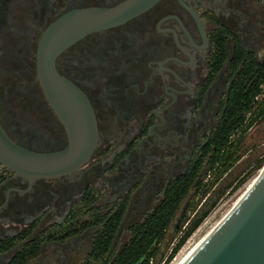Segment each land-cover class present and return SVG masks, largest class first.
<instances>
[{"label":"flooded vegetation","instance_id":"af4514ba","mask_svg":"<svg viewBox=\"0 0 264 264\" xmlns=\"http://www.w3.org/2000/svg\"><path fill=\"white\" fill-rule=\"evenodd\" d=\"M122 1L0 0V122L15 141L69 143L38 76L39 43L65 12ZM252 58L264 62V0H158L64 48L56 68L87 96L97 144L79 170L32 183L0 163V264H89L110 226L111 249L131 235L209 158ZM133 214L144 219L126 225Z\"/></svg>","mask_w":264,"mask_h":264},{"label":"water","instance_id":"95a60500","mask_svg":"<svg viewBox=\"0 0 264 264\" xmlns=\"http://www.w3.org/2000/svg\"><path fill=\"white\" fill-rule=\"evenodd\" d=\"M158 0H124L65 12L44 32L38 48V76L69 143L56 150L31 149L15 141L0 122V163L15 174L53 178L79 170L98 140L94 110L85 93L59 73V53L86 34L121 24ZM168 264H264V167L221 202Z\"/></svg>","mask_w":264,"mask_h":264},{"label":"trees","instance_id":"16d2710c","mask_svg":"<svg viewBox=\"0 0 264 264\" xmlns=\"http://www.w3.org/2000/svg\"><path fill=\"white\" fill-rule=\"evenodd\" d=\"M246 64L235 83L227 118L216 135L214 149L209 158L201 167L196 168L191 176L172 186L157 209L150 212L142 222L131 227L130 238L119 251L115 252L110 248L117 225L110 226L107 232L101 233L89 264H165L206 218L216 204V199L205 206L201 205L189 220L182 235L178 238L177 235L173 236V239L176 237L177 240L170 248V254L165 255L163 244L184 200L193 190H197L192 201V205L196 206V193L207 173L213 171L216 165L219 166V175L232 168L240 157L242 139L232 142L230 136L246 124L249 116L252 122L256 116L264 113V62H257L252 58L248 59ZM232 181L228 182L226 187L230 186ZM187 218L186 215L182 217L178 232Z\"/></svg>","mask_w":264,"mask_h":264},{"label":"rangeland","instance_id":"374dc122","mask_svg":"<svg viewBox=\"0 0 264 264\" xmlns=\"http://www.w3.org/2000/svg\"><path fill=\"white\" fill-rule=\"evenodd\" d=\"M231 139L232 142L242 139L239 159L234 163L231 169L222 173L221 175H219L218 165L213 168V171H209V173H207V175L203 178L202 186L196 193V206L192 205V201L193 194L197 190H193L191 194L184 200L172 223L171 228L168 231L167 239L163 244V249H165L166 256L170 254V248L174 245V242L177 240V238L182 235L189 220L194 217L195 212L200 209L202 204L205 206L213 199H216V204L211 208L209 212L210 214L215 207L223 202L239 186H241L246 180H248L251 176L264 167V113L256 116L252 122L251 117L249 116L246 124L240 128ZM260 161L261 164H259ZM231 180H233L232 184L226 187L227 183ZM184 215H186L188 218L182 226L181 231L178 232V224L181 222V219ZM78 219L84 220L88 219V217L84 216L79 217ZM143 219L144 216L135 217L133 214L130 218H128L126 225L136 221H141ZM174 235H177V238L175 237V239H173ZM129 237L130 232L126 231L125 228V230H122L120 233V240L116 243V246L113 248V250L115 252L119 251L122 244L126 242ZM168 262L165 264H168Z\"/></svg>","mask_w":264,"mask_h":264}]
</instances>
